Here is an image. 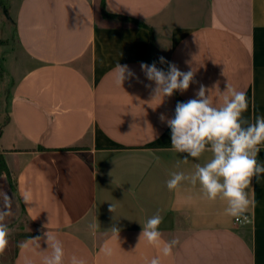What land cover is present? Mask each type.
<instances>
[{"label": "crops", "instance_id": "crops-1", "mask_svg": "<svg viewBox=\"0 0 264 264\" xmlns=\"http://www.w3.org/2000/svg\"><path fill=\"white\" fill-rule=\"evenodd\" d=\"M105 4L145 25L104 15L101 0H0V61L11 81L4 119L0 111L8 167V175L0 170V184L11 177L34 228L13 264H42L51 252L48 231L62 241L65 264L73 255L86 264H145L153 257L161 264H264V176L248 190L253 205L246 224L225 213L226 201L202 199L199 185L169 191L171 172L189 174L212 154L184 164L187 154L172 149L171 129L160 120L173 118L177 103L196 98L201 85L218 104L227 83L247 93L249 122L264 116V0ZM5 19L12 24L8 34ZM160 57L194 72L187 91L153 98L155 83L140 63L167 71ZM117 63L139 79L117 86ZM258 160L264 163V149ZM157 213L163 239L180 241L170 257L139 242L141 225Z\"/></svg>", "mask_w": 264, "mask_h": 264}, {"label": "clouds", "instance_id": "clouds-1", "mask_svg": "<svg viewBox=\"0 0 264 264\" xmlns=\"http://www.w3.org/2000/svg\"><path fill=\"white\" fill-rule=\"evenodd\" d=\"M161 64H167L164 71L156 66V62L140 63L146 79L155 83L153 98L171 97L174 92L187 91L194 82V72H182L164 57L159 58ZM115 83L123 88L126 80L139 79L128 65H115ZM151 87V85H146ZM209 92L203 85L196 92V98L187 102H178L175 115L168 119L161 114V122H166L171 129V147L177 153H186L182 159L184 164L189 162L188 157L195 160L206 152L212 158L205 164L196 163L194 171L186 174L183 171L170 173L166 181L169 191L180 188L187 183L193 187L199 185L201 198L207 201L217 199L226 201L225 213L237 221H247L248 210L253 205L248 190L253 180L264 176V163L258 160L264 149V116H256L254 122H249L244 113L248 111L249 102L245 91L237 90L227 83L226 90L220 92L219 103L213 102ZM180 166L177 162L176 167ZM22 200L25 205L31 203V194L24 192ZM13 199L0 190V255H3L9 244L12 229L9 227L13 216ZM109 211L114 213L115 206L110 205ZM163 217L159 213L151 216L142 224L139 242L156 247L164 257L173 255V249L180 243L176 238L163 239L160 225ZM89 227L95 231L96 224ZM111 233L118 238L119 228L113 225ZM39 237L32 240L39 241ZM47 248L51 252L44 255L42 264H65V250L61 240L55 234L46 233ZM23 247L24 245H19ZM39 246V245H38ZM101 251L106 255L112 254L111 248L105 246ZM70 264H86L82 258L71 256ZM145 264H161L159 257L146 260Z\"/></svg>", "mask_w": 264, "mask_h": 264}, {"label": "rangeland", "instance_id": "rangeland-1", "mask_svg": "<svg viewBox=\"0 0 264 264\" xmlns=\"http://www.w3.org/2000/svg\"><path fill=\"white\" fill-rule=\"evenodd\" d=\"M3 12L6 15V17L9 18L6 8L3 9ZM1 27H2V31L5 34H8L6 32H10V28L12 27V24L8 21V19H5L3 20ZM0 41L2 40L0 39ZM10 85H11V81L9 79H6L5 76H2L0 79V102H2L0 111L1 113H3L2 114L3 119L5 117V112H6L4 101L6 99L7 90L10 88ZM0 156L4 157L3 153L0 152ZM5 181L4 184H0V190L6 192L9 195V197L13 199L14 214L9 221V227L12 229L11 234L9 236V244L5 253L3 255H0V264H13L19 245H21L22 242L29 236V234L32 233L34 228L28 222L26 215L21 209L11 177L9 176L7 178L8 184H5Z\"/></svg>", "mask_w": 264, "mask_h": 264}, {"label": "trees", "instance_id": "trees-1", "mask_svg": "<svg viewBox=\"0 0 264 264\" xmlns=\"http://www.w3.org/2000/svg\"><path fill=\"white\" fill-rule=\"evenodd\" d=\"M101 10H102V13L106 16H116L120 19H130L137 25H142V26L145 25L142 21H139L136 19H131V18L123 16L121 14L109 12L106 8L105 0H101ZM0 42H2V41H0ZM4 72H5V69L2 65V63H0V79L2 76H4ZM4 121H6V120H4ZM4 121L2 123H4ZM0 133H1V129H0ZM0 170H1V172H5L8 175V167H7V164H6L4 157H2V156H0ZM32 234L33 233L29 234V236H31Z\"/></svg>", "mask_w": 264, "mask_h": 264}, {"label": "built area", "instance_id": "built-area-1", "mask_svg": "<svg viewBox=\"0 0 264 264\" xmlns=\"http://www.w3.org/2000/svg\"><path fill=\"white\" fill-rule=\"evenodd\" d=\"M247 216H248V219H247V221H243V220H241V221H237L236 219H235V221H236V222H238V223H241V224H246V223H249V222H251V216H250V215H248V214H247Z\"/></svg>", "mask_w": 264, "mask_h": 264}]
</instances>
